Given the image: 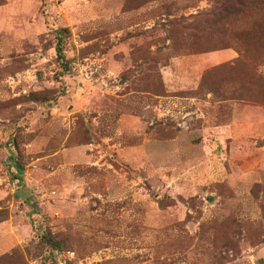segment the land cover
I'll use <instances>...</instances> for the list:
<instances>
[{"label":"rangeland","instance_id":"1","mask_svg":"<svg viewBox=\"0 0 264 264\" xmlns=\"http://www.w3.org/2000/svg\"><path fill=\"white\" fill-rule=\"evenodd\" d=\"M25 2L26 18L0 9V216L24 237L2 264H62L44 233L74 253L65 264H264V137L212 143L235 108L264 121V44L212 50L264 11L204 29L197 50L209 52L180 54V26L168 32L202 27L212 0ZM171 99H194L196 114L166 116Z\"/></svg>","mask_w":264,"mask_h":264},{"label":"trees","instance_id":"2","mask_svg":"<svg viewBox=\"0 0 264 264\" xmlns=\"http://www.w3.org/2000/svg\"><path fill=\"white\" fill-rule=\"evenodd\" d=\"M214 10H210L207 12V16L209 19H206L203 21V26L195 25V23H190L189 25H186L185 27L182 26V24H176L173 26V29L168 32L167 40H170L171 37H173L171 31L175 30L177 27L180 26V31L178 32L179 39L181 41V47L182 52L180 54L186 52L189 53H205L209 52L207 50H197L198 44H201V40L204 39L203 36L200 33H204V29L212 30L210 34L215 32V25L217 23H225L228 22V19H234L237 22L241 20H248L250 18L258 17V15L264 11V0H212ZM239 27V28H238ZM237 30L241 32L231 31L230 32V39H228L227 43L222 44V48H213L212 50H227V49H237V47L242 48L241 54H246L250 51L249 44L250 42H253L255 44H264V23L261 25L253 26L250 29V33L248 32V26L243 25L239 23ZM248 30V31H247ZM170 33V34H169ZM214 35V34H213ZM53 49L55 51V57L56 60L61 68V71L58 73V76L61 77L63 75H66L69 71V62L65 59L64 51L65 47L67 45V42L69 40V31L66 28H59L56 29L53 32ZM247 40V41H246ZM237 44H239L237 46ZM180 51V49H179ZM236 51V50H235ZM237 52V51H236ZM253 83V81H252ZM250 85V83L247 82V88ZM235 87V92H236ZM30 99L34 102L38 101L39 96L35 95H29ZM264 129V128H263ZM262 129V134L257 136L259 138L260 136L264 137V130ZM254 134V133H253ZM255 135V134H254ZM250 140V139H249ZM93 141V138L88 137V143ZM14 144V143H13ZM262 145H264V140L262 142ZM15 146V145H14ZM15 153V159H13V171L15 173H18L21 171L22 167L20 164L17 163L18 161V153L16 150H14ZM15 179H17L16 175H14ZM34 213H36V210H33ZM0 216V223L4 220ZM33 226H35L33 224ZM40 242L45 244L50 248L49 256L50 258H54V253H60L62 252V246L59 243V241L53 240L51 237L48 236L47 233H44L39 238ZM224 249H226L229 246V241L226 238L221 245ZM11 256L7 257L10 258ZM4 257L3 259H0V264H2V261L4 259H7Z\"/></svg>","mask_w":264,"mask_h":264},{"label":"crops","instance_id":"3","mask_svg":"<svg viewBox=\"0 0 264 264\" xmlns=\"http://www.w3.org/2000/svg\"><path fill=\"white\" fill-rule=\"evenodd\" d=\"M1 12L4 17H7L8 19L12 16L18 19H21V17L26 18V12H27V4L25 0H9L8 3L3 4L1 7ZM225 54L223 58V62L231 61L234 58H237V54L234 51H221ZM201 60L203 69L206 67L205 57L199 56L198 61ZM210 66V65H208ZM9 82V81H8ZM16 84V82H14ZM13 83V84H14ZM11 85V83H9ZM194 99H187V100H169L167 103V107L164 109V113L167 116H172L175 113H180L183 117L187 118L191 116L194 112L196 114L197 111H192L194 108ZM177 106V111H174V105ZM155 104L152 106L154 107ZM197 109V108H196ZM198 110V109H197ZM241 111H239L237 108H235L232 111V118L231 120L225 124L224 126L214 127L213 131L218 132L217 139H215L212 143L214 144V149L218 150V153H222L224 149H231V147L236 146L238 143H246V141H251L253 139L254 134L257 136L262 134V128L264 127V121H254V122H245L243 118H240L242 116ZM134 118V117H133ZM240 119V120H239ZM135 133V131H134ZM254 133V134H253ZM250 139V140H249ZM91 146V144H89ZM264 146V145H263ZM262 146V147H263ZM141 149V147H140ZM226 150V151H228ZM11 167H14L12 164ZM8 169V167H7ZM13 170V168H11ZM14 174H18L15 173ZM20 225V224H19ZM11 225L7 224V221L0 223V256L6 255L12 250V247L15 244H19L20 242H23L24 237L21 233H18L15 235L14 229L11 227ZM26 227V226H25ZM28 232V228L26 229ZM30 232V230H29ZM14 241H12V244H4V241L7 237L14 236Z\"/></svg>","mask_w":264,"mask_h":264},{"label":"built area","instance_id":"4","mask_svg":"<svg viewBox=\"0 0 264 264\" xmlns=\"http://www.w3.org/2000/svg\"><path fill=\"white\" fill-rule=\"evenodd\" d=\"M23 78L22 77H17L16 79L11 78V82H9V83H14V82H17V81L20 82V80L23 79ZM56 258H57V261H59V263H60V260H63L62 264H65V262L67 260H68V262H71V260H74V253H71V252H67V253L60 252L59 253L58 252V253H56Z\"/></svg>","mask_w":264,"mask_h":264}]
</instances>
